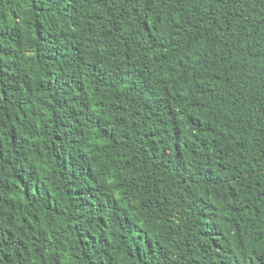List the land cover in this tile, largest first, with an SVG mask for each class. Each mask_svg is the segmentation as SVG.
Instances as JSON below:
<instances>
[{
	"label": "trees",
	"instance_id": "obj_1",
	"mask_svg": "<svg viewBox=\"0 0 264 264\" xmlns=\"http://www.w3.org/2000/svg\"><path fill=\"white\" fill-rule=\"evenodd\" d=\"M0 264H264V0H0Z\"/></svg>",
	"mask_w": 264,
	"mask_h": 264
}]
</instances>
